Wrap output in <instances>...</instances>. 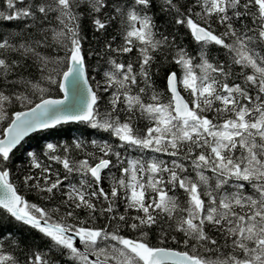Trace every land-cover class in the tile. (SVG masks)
Masks as SVG:
<instances>
[{"label": "snow or ice", "instance_id": "1", "mask_svg": "<svg viewBox=\"0 0 264 264\" xmlns=\"http://www.w3.org/2000/svg\"><path fill=\"white\" fill-rule=\"evenodd\" d=\"M0 264H264V0H0Z\"/></svg>", "mask_w": 264, "mask_h": 264}, {"label": "trees", "instance_id": "2", "mask_svg": "<svg viewBox=\"0 0 264 264\" xmlns=\"http://www.w3.org/2000/svg\"><path fill=\"white\" fill-rule=\"evenodd\" d=\"M80 127L81 126H79V125H72V124L63 126V128L61 129L60 138L66 139V138H69L71 136L80 135V131H79ZM53 138L55 139L56 137L54 136ZM89 138H91V137H89Z\"/></svg>", "mask_w": 264, "mask_h": 264}]
</instances>
